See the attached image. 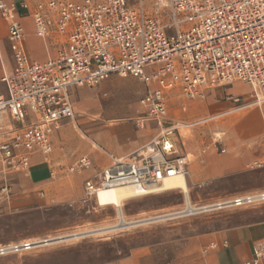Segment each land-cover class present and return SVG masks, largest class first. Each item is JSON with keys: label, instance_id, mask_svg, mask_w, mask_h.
<instances>
[{"label": "built area", "instance_id": "built-area-1", "mask_svg": "<svg viewBox=\"0 0 264 264\" xmlns=\"http://www.w3.org/2000/svg\"><path fill=\"white\" fill-rule=\"evenodd\" d=\"M21 8L47 59L30 56L15 6L0 0L13 51V69L0 79L5 88L0 90V175L26 177L34 155L48 162L53 151L48 132L75 118L70 91L95 88L111 77L144 85V113L137 125L143 129L152 122L158 134L126 158L111 157L86 180L83 192L89 200L104 189L139 186L149 192L165 180L187 176L188 157L177 147L185 125L168 118L174 99L190 102L239 83L252 90L250 105H264V0H44ZM91 166L81 157L67 171L81 173ZM263 168L264 158L250 166ZM263 203L264 190L207 211ZM39 241L0 245V258L40 248ZM253 254L246 264L259 263L264 242L253 247Z\"/></svg>", "mask_w": 264, "mask_h": 264}, {"label": "crops", "instance_id": "crops-1", "mask_svg": "<svg viewBox=\"0 0 264 264\" xmlns=\"http://www.w3.org/2000/svg\"><path fill=\"white\" fill-rule=\"evenodd\" d=\"M4 1L16 8L27 34L28 53L34 60L44 62L47 59L44 44L33 35L31 19L21 8L24 2L33 7L41 0ZM7 35L8 22L0 15V79L13 69V51ZM0 90L5 92L1 84ZM94 90L97 88L70 91L75 118L48 132L53 147L48 162L39 155L30 158L26 176L30 191L40 196H54L51 191L60 175L79 158L87 157L92 162L87 169L90 175L83 173V179L88 180L107 166L111 157L126 158L145 148L158 134L152 122L146 123L143 129L137 125L144 113L140 104L143 97L129 106L119 107L102 103L100 93ZM182 101V118L177 122L185 128L180 130L177 147L189 160L185 198L190 200L191 192L212 183L239 180L252 174L260 175L261 180L227 190L231 191L228 194L220 193L217 199L263 191L264 170L250 169L255 161L264 158V105H250L252 90L234 83L209 90L201 99ZM171 107L172 102L169 120ZM65 166L68 167L62 169ZM253 213L262 214L264 209ZM260 242H264V219L201 235L190 242L179 264H246L254 259L253 247ZM105 264L157 263L150 254L133 251ZM258 264H264V256Z\"/></svg>", "mask_w": 264, "mask_h": 264}, {"label": "rangeland", "instance_id": "rangeland-1", "mask_svg": "<svg viewBox=\"0 0 264 264\" xmlns=\"http://www.w3.org/2000/svg\"><path fill=\"white\" fill-rule=\"evenodd\" d=\"M103 82L106 83L101 85ZM103 82L100 87L85 88H97L94 91L100 93L102 103L129 106L145 94L144 85L135 79L111 77ZM103 93H106L105 97ZM182 103V99L172 101L170 120H181ZM84 172L90 175L89 170L81 173L64 170L51 197L30 191L25 176L0 175V245L50 241L26 253L1 257L0 264H105L133 251L150 254L157 264H179L190 242L201 235L264 219V213H253L264 209L263 203L255 207L207 212L186 207V213L191 214L173 217L177 215L174 214L172 219L150 222L147 220L184 210L187 202L184 193L171 190L140 196L124 202L118 211L112 206L99 207L95 200L85 197ZM259 180L260 175L252 174L239 180L212 183L205 189L191 192L189 201L198 208L210 206L233 198L217 199L218 194H228L231 191L227 190ZM99 199L114 204L112 192L100 194ZM121 212L124 222L141 223L119 227Z\"/></svg>", "mask_w": 264, "mask_h": 264}, {"label": "bare ground", "instance_id": "bare-ground-1", "mask_svg": "<svg viewBox=\"0 0 264 264\" xmlns=\"http://www.w3.org/2000/svg\"><path fill=\"white\" fill-rule=\"evenodd\" d=\"M185 178L186 177L183 176V177H177V178H171V179L165 180L162 187H153L150 189L149 192H145V190H142V191L139 190V189H142L139 186H125V187L104 189V190H101L98 192V194L95 198V201L97 202V204L100 207L112 206L119 211V209L121 208V206L124 202L129 201V200L134 199V198H137V197H140V196L156 195V194H160V193L171 191V190H180L186 195L187 185H186ZM108 192H112L114 204L111 202H101L100 201V199H99L100 194L108 193ZM186 200H187V202H186L185 210L183 211L185 215L191 214V213H186L188 211V210L186 211V207H187V209L191 208V209L195 210L196 212H200V211L207 212L208 208L211 207V206H205V207L198 208V207L192 205L190 203L189 199H186ZM214 206H218V205H214ZM217 209H219V208H217ZM174 214H177V215L173 216ZM178 215H182V214L181 213L166 214V215L159 216V217H156L153 219H148L147 221H150V222L154 221L155 222V221H159V220L169 218L171 216L176 217ZM119 217L121 220V225L119 227H122V228L141 223V222L126 223L127 221L124 222L122 212L119 213ZM173 217H171L169 219H172ZM38 243H41L40 245H43V246L47 244V243H44L43 241L42 242L39 241Z\"/></svg>", "mask_w": 264, "mask_h": 264}]
</instances>
